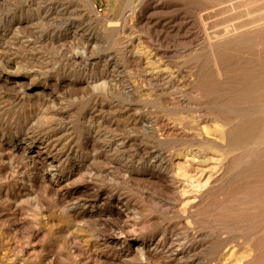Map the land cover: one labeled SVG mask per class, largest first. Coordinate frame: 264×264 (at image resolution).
Returning a JSON list of instances; mask_svg holds the SVG:
<instances>
[{"label":"rangeland","instance_id":"1","mask_svg":"<svg viewBox=\"0 0 264 264\" xmlns=\"http://www.w3.org/2000/svg\"><path fill=\"white\" fill-rule=\"evenodd\" d=\"M0 264H264V0H0Z\"/></svg>","mask_w":264,"mask_h":264},{"label":"bare ground","instance_id":"2","mask_svg":"<svg viewBox=\"0 0 264 264\" xmlns=\"http://www.w3.org/2000/svg\"><path fill=\"white\" fill-rule=\"evenodd\" d=\"M182 8V7H181ZM175 12V11H174ZM173 13V12H172ZM178 12H176V13H174V15H172V18H176L177 16H178ZM162 15V14H161ZM169 21V20H168ZM147 22V21H146ZM182 28H183V23H181V24H178L175 28H173V30H175L176 32H180V30H182ZM163 39V38H162ZM162 41V40H161ZM15 85H16V83H15ZM17 85H19L18 83H17ZM33 96V95H32ZM189 153V152H188ZM27 157H29V156H27ZM160 162V161H159ZM165 167V166H164ZM165 169H167V168H165ZM164 172V171H163ZM192 179V178H191ZM198 186V185H197ZM194 187H195V185H194ZM177 193V192H176ZM175 195V194H174ZM170 199V198H169ZM174 199V198H173ZM176 200V199H175ZM203 201V200H202ZM159 242V241H158ZM157 242V243H158ZM139 249V250H138ZM137 251L139 252V254H140V256H141V258L143 257V258H145V257H147L148 256V252L145 250V249H143L142 248V246H140V248H137ZM134 255V254H133ZM137 255V254H136ZM139 256V255H138ZM140 260V259H139ZM143 260V259H142ZM130 261V260H129ZM132 261V260H131ZM144 261V260H143ZM245 261V260H244ZM157 262V261H156ZM150 263V262H149Z\"/></svg>","mask_w":264,"mask_h":264}]
</instances>
